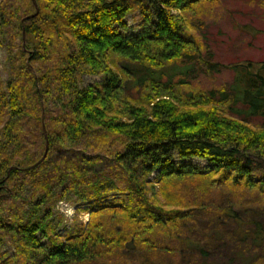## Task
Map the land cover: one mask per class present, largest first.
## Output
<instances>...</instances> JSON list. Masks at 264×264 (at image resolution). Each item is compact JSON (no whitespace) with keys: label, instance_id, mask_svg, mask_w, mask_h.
<instances>
[{"label":"trees","instance_id":"16d2710c","mask_svg":"<svg viewBox=\"0 0 264 264\" xmlns=\"http://www.w3.org/2000/svg\"><path fill=\"white\" fill-rule=\"evenodd\" d=\"M201 1L0 0V264H264V201L220 202L264 200V125L247 119L264 116V60L173 99L176 74L221 69L173 11ZM72 197L90 218L60 239L51 202Z\"/></svg>","mask_w":264,"mask_h":264},{"label":"rangeland","instance_id":"374dc122","mask_svg":"<svg viewBox=\"0 0 264 264\" xmlns=\"http://www.w3.org/2000/svg\"><path fill=\"white\" fill-rule=\"evenodd\" d=\"M173 11L184 24L187 39L200 41L203 54H211L214 61L221 63L219 71L209 70L208 65L203 63V65L196 66V69L189 74H176L174 80L177 83L178 81H183V83H178L179 85L176 86L178 88L173 91L175 102L182 104L191 97L199 99L211 89L228 87L234 79L231 65L236 62L264 60V0H202L191 9H175ZM126 20L132 30H137L141 21L139 9L134 8ZM19 42L18 39L17 45ZM7 53V50L0 45V81H5L8 78ZM123 63L127 64V62ZM129 65L132 67L133 64L129 63ZM145 72L148 75L149 70L146 69ZM82 79V84H88L99 80L100 76L85 74ZM150 87L153 88L152 85ZM123 90L128 96L138 93L136 86L131 81L125 84ZM224 108L231 114L229 106H224ZM247 119L255 126L264 125V116L249 115ZM193 161L202 165L207 164L205 160L199 158H195ZM119 183L123 187V182ZM108 194L107 201H113L119 197V194ZM222 198L223 200L220 202H226L230 198L247 204L251 202L258 204L264 201L258 196L240 194L234 196L229 193H224ZM208 199L215 204L219 203L216 194L211 195ZM51 206L61 216L56 233L60 235V239H63L69 233L88 223L92 203L79 201L77 197L55 198L52 200ZM43 242L48 243L49 239L46 237ZM6 249L9 251L10 248ZM13 252L14 250L11 249L10 253L13 254Z\"/></svg>","mask_w":264,"mask_h":264},{"label":"water","instance_id":"95a60500","mask_svg":"<svg viewBox=\"0 0 264 264\" xmlns=\"http://www.w3.org/2000/svg\"><path fill=\"white\" fill-rule=\"evenodd\" d=\"M36 8H37V12H38V10H39L38 5H36ZM37 12H35L34 14H31V15H29V16H27V17H32V16L36 15ZM44 131H45L46 139H47V142H46V149H45L44 155L41 157V159H40L39 161H37L35 164H33L32 167L38 165V164H39L40 162H42V161L46 158V156L48 155V151H49V142H48V137H47V133H46V127H45V124H44Z\"/></svg>","mask_w":264,"mask_h":264}]
</instances>
